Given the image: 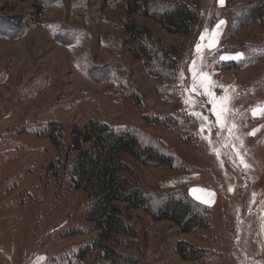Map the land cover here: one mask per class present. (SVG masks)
<instances>
[{"label": "rangeland", "instance_id": "obj_1", "mask_svg": "<svg viewBox=\"0 0 264 264\" xmlns=\"http://www.w3.org/2000/svg\"><path fill=\"white\" fill-rule=\"evenodd\" d=\"M121 1L129 0H47L33 19L36 0H0V30L18 17L29 25L15 39L0 34V264H70L76 249L90 242L85 193L74 190L63 172L56 176L47 169L58 152L34 127L60 122L66 144L71 124L95 119L133 127L142 143L170 151L172 168L124 155L133 170L130 180L151 193L180 191L206 207L210 219L208 229L183 233L143 209H127L138 246L117 250L137 264H264V116L251 111L264 104V26L250 21L230 33L233 18L252 4L261 5L264 17V0H157L161 7L183 1L196 9L185 35L134 14L137 26L161 47L176 49L177 55L170 54L177 61L175 76L150 75L134 57L135 45L123 41ZM221 20L218 43L209 51ZM237 53L244 58L220 59ZM194 60L195 71L214 82L209 91L232 98L224 128L216 123L211 97L202 88L191 90ZM73 229L78 232L66 234ZM180 240L206 250L204 259H181ZM79 264L106 262L93 253Z\"/></svg>", "mask_w": 264, "mask_h": 264}, {"label": "trees", "instance_id": "obj_2", "mask_svg": "<svg viewBox=\"0 0 264 264\" xmlns=\"http://www.w3.org/2000/svg\"><path fill=\"white\" fill-rule=\"evenodd\" d=\"M201 0H191L195 5ZM47 0H36V7L31 11L32 18H37L39 8ZM124 8L122 25L123 41L134 44V57L142 60L150 75L161 76L172 72L176 75L177 55L174 48L161 47L147 28H139L133 18L134 14L153 19L171 34L185 35L196 18V9L183 1L160 6L157 0H129L118 3ZM246 14V15H245ZM23 17L6 20L0 34L10 39L20 36L29 26L22 25ZM250 21L264 26L261 5L252 4L247 11L239 13L232 20L230 33H233ZM8 31V33L6 32ZM167 65V66H166ZM230 66H236L231 63ZM229 68V67H228ZM136 105L139 96L132 93ZM156 123H161L156 120ZM34 132L45 137L57 150L58 157L47 169L54 175L58 171L67 175L74 190L85 193V220L89 232H93L90 242L81 245L71 256L70 264H79L93 253L106 264H137V259L116 249L117 245L137 247L136 230L128 221L127 209H143L154 221L168 220L183 232L208 229L210 219L206 207L180 191L151 193L146 188L132 183L129 176L133 170L124 160L128 155L145 165L172 168L175 157L164 146L153 142L142 143L133 127H115L101 120H90L83 125L71 124L69 139L63 143V127L56 120L38 123ZM76 229L67 235L77 233ZM114 243V245L112 244ZM180 258L198 262L204 259L206 250L180 240L176 244ZM75 262V263H74Z\"/></svg>", "mask_w": 264, "mask_h": 264}, {"label": "snow or ice", "instance_id": "obj_3", "mask_svg": "<svg viewBox=\"0 0 264 264\" xmlns=\"http://www.w3.org/2000/svg\"><path fill=\"white\" fill-rule=\"evenodd\" d=\"M219 2L221 4H223L224 0H219ZM225 22L223 20L219 21V23L216 25V30L212 31L210 34V39L209 42L207 44V49L209 51L212 50V48L218 43V33H219V29L220 26L223 25ZM201 40H205V36L202 34L201 35ZM196 50L197 53L200 54L201 56V62L203 61V55H202V45L201 44H197L196 45ZM244 58V54L242 53H237L234 56H221L220 59L221 60H227V59H234V60H242ZM196 62L195 60L193 61L192 65L189 68V71L193 73V85H192V91L195 92L196 88H202L204 89V94L208 95L211 97L210 99V103H212V112L213 115L216 116V123L218 125H220L221 128L225 127V121H224V115L225 112L227 110V105L231 102V96H222L219 98H216L210 91L209 89L214 85V82L211 81L209 79L208 74L203 73V72H196ZM197 78H199V83L197 84ZM224 87V86H221ZM233 89L234 91V86H229ZM227 90V89H226ZM185 103H189L188 100L185 101ZM192 103H195L194 101H192ZM252 111V115L253 117L256 116H264V104H258L257 106H255L253 109H251ZM193 115H197L198 118L200 117V114L197 113H192ZM203 119L207 120L206 117H202ZM232 127H235V125H232ZM201 131H203V127L201 128ZM229 132L232 131V128L228 129ZM255 131H258V129L253 130L252 133H249L250 135H254ZM237 139H239V137H237ZM242 144V142H241ZM217 155H219V153H217ZM241 163L244 164V167H248V165L246 163H244L243 158H241ZM194 193L197 192V189H193L192 190ZM202 191V190H199ZM229 191H232V188H229ZM209 196H214V193H208ZM199 198V197H198ZM206 202V201H205Z\"/></svg>", "mask_w": 264, "mask_h": 264}]
</instances>
